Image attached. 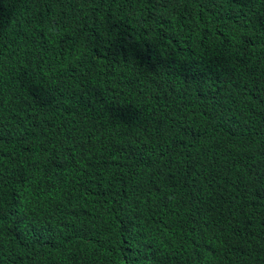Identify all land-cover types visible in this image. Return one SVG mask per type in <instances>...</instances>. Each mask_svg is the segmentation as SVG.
Masks as SVG:
<instances>
[{"label":"trees","instance_id":"1","mask_svg":"<svg viewBox=\"0 0 264 264\" xmlns=\"http://www.w3.org/2000/svg\"><path fill=\"white\" fill-rule=\"evenodd\" d=\"M0 264H264V0H0Z\"/></svg>","mask_w":264,"mask_h":264}]
</instances>
